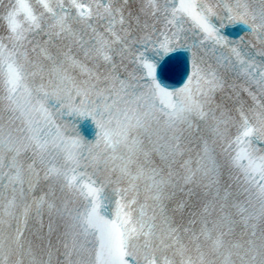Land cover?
<instances>
[{"label":"snow or ice","instance_id":"obj_1","mask_svg":"<svg viewBox=\"0 0 264 264\" xmlns=\"http://www.w3.org/2000/svg\"><path fill=\"white\" fill-rule=\"evenodd\" d=\"M0 264H264V0H0Z\"/></svg>","mask_w":264,"mask_h":264}]
</instances>
